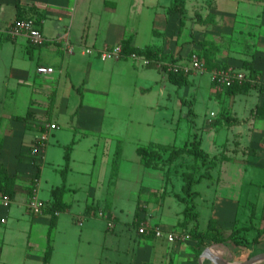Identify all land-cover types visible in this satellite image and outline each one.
Returning a JSON list of instances; mask_svg holds the SVG:
<instances>
[{"label": "crops", "instance_id": "obj_1", "mask_svg": "<svg viewBox=\"0 0 264 264\" xmlns=\"http://www.w3.org/2000/svg\"><path fill=\"white\" fill-rule=\"evenodd\" d=\"M198 1V22L192 26L194 31L189 30L191 39L178 43L175 38L176 25L191 17L189 0H186L187 13L184 16L169 14L172 0H0V167L4 166L15 179L11 203L22 198L28 214L38 220L46 218L50 225L51 214L47 211L40 215L33 214L28 202L37 185L36 179L40 197L50 203L56 200L53 190L64 184L62 170L65 152L72 144L65 181L68 191L64 194V200L70 207L58 214L55 228L62 223L63 212H69L71 220L81 225L84 218L94 216L107 218L110 222L109 217L99 215L100 211H105L100 205L106 202L103 199L106 161H109L106 155L97 169L99 173L95 183L92 176L97 164L94 149L98 144L95 140L109 138L103 136L105 130L102 124L106 119V106L103 103L110 97L109 89L115 77L136 78L135 90L141 91L146 87L138 83L139 76H151L149 85L161 78L168 79L166 72L160 71L155 65L143 67L140 60L134 61L142 64L128 57L120 60L100 57V50L122 43L129 35L133 36L132 45L138 48L145 49L157 44L160 46V57L168 56L166 59L169 61H184L193 52L199 54L203 52V43H206L214 53L216 64L244 70V61L253 60L254 68L258 71L257 77L264 78V0H215L213 5L207 3L208 0ZM20 15L25 18L33 16L37 20L47 38L43 45L32 46L25 36L12 37L8 33L9 27ZM66 40L74 46L71 52L65 48ZM86 48L94 51L86 53ZM40 65L52 66L55 72L39 73L37 68ZM213 69L203 73L210 72L212 78ZM212 84L213 93L221 95L222 89L215 86L213 79ZM93 94L98 104L93 102ZM215 97L222 99L220 96ZM227 97L235 110L233 134L251 141L254 151L248 160L247 170L255 173L256 169L264 167V115L256 114L258 106L264 104V84L251 83L248 90L229 92ZM20 98L24 108L18 111L16 107ZM52 123L57 125L56 128L50 127ZM46 131H49V139L42 157L34 150L38 139ZM90 138L92 141L87 144L90 151L88 166L79 169L77 175L75 164L82 162L77 151ZM116 151L120 153L119 156L122 155L120 143ZM250 179L248 182L254 183L258 178L253 175ZM245 182L242 179L236 183L243 186ZM86 188L87 198L83 200L79 198V193ZM232 191H223L220 201L223 204L232 203L236 207L241 197L233 198L235 193ZM78 201H85L83 210L72 212ZM143 203L138 205L134 220L141 217L147 222L153 221L152 224L157 223L164 231H175L181 237L170 242L153 233L143 234L144 238L152 242L147 244L146 251H156L161 255L162 264L161 260H166L167 264L172 261L174 264H198L196 243H192L193 240L187 242L185 233L177 230L180 228L181 213L178 215L169 210L160 216L150 217L148 209L139 213ZM10 206L5 212L12 211L14 207ZM234 211L235 208L233 215ZM109 216L117 220L113 212ZM7 222V214L1 212L0 223ZM258 227L261 229L264 224ZM258 229L250 233V241L257 235ZM210 247L214 254L230 262H241L264 252V234L258 242L247 246L228 241ZM141 248V252L143 250L145 253ZM52 258L53 254L49 264H52ZM41 259L43 262L44 254ZM204 264L215 263L208 256ZM254 264H264V259Z\"/></svg>", "mask_w": 264, "mask_h": 264}, {"label": "rangeland", "instance_id": "obj_2", "mask_svg": "<svg viewBox=\"0 0 264 264\" xmlns=\"http://www.w3.org/2000/svg\"><path fill=\"white\" fill-rule=\"evenodd\" d=\"M198 2L189 0L191 17L176 25L175 38L178 43L191 39L189 30H193L192 26L198 22ZM208 2L213 5L215 0ZM149 46L160 49L157 44ZM201 61L207 70L202 54ZM142 66L150 68V65ZM217 69L214 68L213 71ZM184 73L188 75L189 81L182 87L164 78L149 85L151 76H139L138 83L146 87L143 91L135 90L136 78L115 77L109 89L110 97L103 103L106 106L103 136L107 135L109 138L95 140L98 144L94 149L97 164L96 171L92 174L95 183L99 173L97 169L106 155L109 160L106 161L107 177L103 198L106 202L100 205L105 211H100L99 215L111 220L108 223L107 218L87 217L81 225L71 220L69 212H63L62 223L51 234L54 247L52 264H162L161 255L156 251H146L147 244L152 242L140 232L142 225L153 221L147 222L141 217L134 220L136 209L142 202L144 203L139 213L148 209L150 217L160 216L169 210L178 215L181 213L180 228L177 230L185 233L187 242L193 240L192 243L195 242L196 247H199L191 233L195 223L185 219L182 208L186 204L177 195H184V176L187 173L194 172L198 176L206 172L207 167L201 159H195L190 154L169 162L168 152H163V158L157 161V166L148 167L137 153L139 145L186 147L197 137L211 159L216 160L217 165L211 171L213 177L205 178L195 185L201 193L196 199L200 230L210 231L214 235L218 233L221 238H228L237 230V239L246 244L250 233L258 229V225L264 224V167L256 169L255 173L247 170L248 160L254 150L250 139H242L233 134L235 110L227 97L230 90L224 88L220 91L221 95L218 92L214 94L211 73L208 71ZM93 96V102L98 104L96 95ZM8 101L11 102L10 99ZM22 104L20 98L16 110H23ZM91 141V138L85 140L77 151V156L82 158V162L75 164L77 175L79 169L88 166L90 151L87 144ZM118 143L122 148L121 156L116 153ZM253 175L258 179L249 183ZM242 179L246 182L240 186L236 182H241ZM231 190L235 193L233 198L241 197L236 207L232 203L223 204L220 201L223 191ZM87 191L88 188L83 189L79 198L85 200ZM10 205L14 207L12 211L5 212ZM84 205L85 201H78L72 212L82 211ZM1 212L7 214L8 222L0 223V264H42L41 256L48 245L49 221L46 218L38 220L28 214L22 198L8 206L0 204ZM111 212L117 217L116 221L109 216ZM208 243L210 244L199 249L203 252L207 247L225 242L212 240ZM141 247L145 253L143 250L141 252ZM199 249L197 248V254ZM161 262L167 264L166 260ZM170 264H174L173 261Z\"/></svg>", "mask_w": 264, "mask_h": 264}, {"label": "trees", "instance_id": "obj_3", "mask_svg": "<svg viewBox=\"0 0 264 264\" xmlns=\"http://www.w3.org/2000/svg\"><path fill=\"white\" fill-rule=\"evenodd\" d=\"M169 14H179L180 16H184L187 13V7H186V0H172L171 5L168 8ZM25 17H22L21 15L18 17V19H22ZM30 18V17H27ZM133 36L129 35L126 37L121 45L123 47V54L129 55L131 53H138L140 55H144L148 58H160V52L158 49H156L154 46H148L145 49L138 48L132 45ZM203 58L206 60L208 69H221L228 67L225 64H216L214 61V53L211 50L210 46L208 44L203 43V52H201ZM201 54L199 53L200 57ZM168 56L161 57L165 61H169L166 59ZM171 62V61H170ZM172 62H175L172 60ZM243 69L248 71L250 75L257 77L258 71L254 68L253 60H245L243 64ZM160 71L166 72L168 74V80H170L172 83L182 87L189 81L188 75L184 72H174L168 69L166 65H164L162 68H159ZM251 86V83L248 81H244L242 83L236 82L230 87H227V90H230V92H239V91H246ZM256 114L258 116L264 115V104L258 106L256 110ZM72 144L69 145L66 148L65 152V166L62 170L64 184L61 187H58L53 190V196L55 197V201L52 202V205L50 208L46 209L45 211L49 212L51 214V222L49 225V231H48V245L44 253V259L42 264H49L51 261V257L54 251V247L51 242V234L53 229L55 228L57 224L58 214H56L57 211L62 212L66 211L70 205L64 200V194L68 191L65 181H66V171L68 170L70 166V155L72 151ZM163 152H168L167 160L169 162H172L179 158L180 156L184 154H190L195 159H201L203 164L207 167L206 172L195 175L194 172H189L184 176V185H183V192L184 195L178 194L177 196L186 204V207L183 210V214L185 216V219L192 220L195 225L191 229L192 237L194 240L197 241L198 249L202 246H207L210 243L208 241H217V242H226L228 240H231L234 244L240 245V246H247L249 243H255L259 241V238L262 234H264V227L261 229H258L257 235L253 238L252 241H249L245 244L242 243L240 240L236 237V231H233L232 235L228 238H221L218 233L214 235V233H211L210 231H203L200 230L198 227L199 222V212L196 211V199L201 195L200 191L195 188V185L202 182L205 178L211 179L213 177L211 171L213 168L216 167L217 163L216 160L211 159L209 156V153L202 147V143L200 139H194L189 146L186 147H173L170 145H162V144H149V145H139L137 147V153L143 162L145 166L148 167H155L157 166V161L160 160V158H163ZM120 153L117 155L119 156ZM116 163V162H115ZM0 191L2 195H8L10 198L12 197L14 193V186H15V179L12 175L9 174L7 169L4 166L0 167ZM202 253V250H198V257Z\"/></svg>", "mask_w": 264, "mask_h": 264}, {"label": "built area", "instance_id": "obj_4", "mask_svg": "<svg viewBox=\"0 0 264 264\" xmlns=\"http://www.w3.org/2000/svg\"><path fill=\"white\" fill-rule=\"evenodd\" d=\"M8 33L12 37L25 36L29 43L32 46H41L46 41L45 37L39 23L34 18H22L16 20L8 29ZM65 48L68 52H71L74 49V46L70 44L69 40L64 42ZM94 50L92 48H86V53H92ZM99 55L102 59L108 60H120L123 58H130L133 60H140L144 65H155L158 68H162L164 65L168 67L169 70L174 72H189V71H197L204 72L205 68L201 61V57L197 52H193L190 57L186 60H179L175 62L165 61L160 58H148L144 55H140L138 53H131L129 55L123 54L122 45H114L105 47L104 49L99 51ZM39 73L48 74L54 73L55 68L52 66L40 65L37 68ZM212 79L214 84L219 89H224L232 86L236 82L242 83L244 81H248L252 84H264V78L254 77L249 74L246 70H238L235 67H226L214 70L212 72ZM56 124L52 123L50 125L51 128H56ZM49 139V131H46L42 134V136L38 139L37 145L35 146L34 152L37 154H41L43 157V149L46 142ZM38 179H36V186L34 187L30 200L28 202L29 210L35 214L40 215L45 212L46 209L50 208L52 203L45 201L39 195V187H38ZM11 203V198L8 195H2L0 193V204L4 206H8ZM60 212L57 211L56 214ZM5 221V219H3ZM140 232L142 234H150L153 233L158 238H166L170 242L177 241L181 237L175 231H164L163 228L156 226L152 223L144 224L140 227ZM183 239V237H182Z\"/></svg>", "mask_w": 264, "mask_h": 264}, {"label": "water", "instance_id": "obj_5", "mask_svg": "<svg viewBox=\"0 0 264 264\" xmlns=\"http://www.w3.org/2000/svg\"><path fill=\"white\" fill-rule=\"evenodd\" d=\"M211 257L213 262L215 264H254L255 262L264 259V252L262 253H257L253 256H250L249 258H247L244 261L241 262H230L229 260L214 254V252L212 251L211 247H207L199 256V260H198V264H204V260L207 257Z\"/></svg>", "mask_w": 264, "mask_h": 264}]
</instances>
